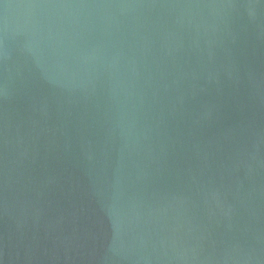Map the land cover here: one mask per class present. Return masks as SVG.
<instances>
[{
	"label": "water",
	"instance_id": "water-1",
	"mask_svg": "<svg viewBox=\"0 0 264 264\" xmlns=\"http://www.w3.org/2000/svg\"><path fill=\"white\" fill-rule=\"evenodd\" d=\"M0 264H264V0H0Z\"/></svg>",
	"mask_w": 264,
	"mask_h": 264
}]
</instances>
